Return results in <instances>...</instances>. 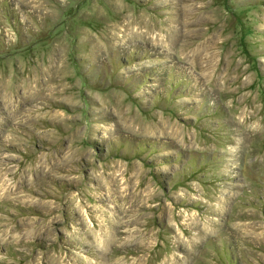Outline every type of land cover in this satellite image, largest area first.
I'll use <instances>...</instances> for the list:
<instances>
[{"label":"rangeland","instance_id":"obj_1","mask_svg":"<svg viewBox=\"0 0 264 264\" xmlns=\"http://www.w3.org/2000/svg\"><path fill=\"white\" fill-rule=\"evenodd\" d=\"M0 264H264V0H0Z\"/></svg>","mask_w":264,"mask_h":264}]
</instances>
